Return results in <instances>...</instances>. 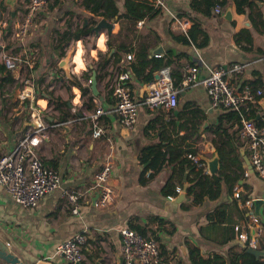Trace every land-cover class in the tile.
Masks as SVG:
<instances>
[{"label":"crops","instance_id":"1","mask_svg":"<svg viewBox=\"0 0 264 264\" xmlns=\"http://www.w3.org/2000/svg\"><path fill=\"white\" fill-rule=\"evenodd\" d=\"M165 1L167 9H162L154 18L143 19L140 25L124 18L116 22L110 21L113 24L111 33L107 34L106 29H101L95 37L92 27L102 17L91 13L83 0H60V4L54 10H49L47 5V8L34 18L22 46L19 42L13 43L9 40L4 45L3 50L6 54H11L17 48L26 52L36 50L35 55H26L33 67L36 87L49 78L50 81L47 82L49 88H55L53 94L66 101V106L52 109L50 115L49 113L42 115L51 127L47 138L38 148L41 159L60 174V187L44 196L36 207L25 208L15 202L4 187L0 186V232L9 236L15 252L28 264H67L65 257L57 252V247L77 233H84L86 236V243L83 246L84 258L79 264H96L97 260L99 264H122L120 230L128 227L130 223L139 224L146 228L148 233L153 232L159 237L158 242L163 248L162 259L165 264H190L187 258L189 247H197L206 254L226 253L230 247L240 252L246 246L238 239V231L235 227L236 235L231 236L232 223L242 225L246 219L239 216L235 207L233 211L231 210V219L228 222L215 224L207 218L209 211L222 202H229L227 200L229 196L225 191H222L221 198L215 201L206 200L200 205L189 206L190 199L185 195V190L183 191L184 185H187L185 179L183 185L177 188V195L167 196L162 192V188L171 167L165 163L161 169L155 170L147 167L148 162L142 163L139 160V153L145 145L160 141L158 131L145 135L144 128L147 123L156 117L168 120L166 108L151 109L142 103L155 78L142 82L135 78L130 69H126L130 78L131 87H129L137 101L136 121L130 127H123L118 121L114 109L112 80L121 73L119 68L129 64L117 65L120 61L119 51H122L119 43L122 40L128 47L144 42L150 46L151 56L172 58V67L171 65L169 67L176 77L187 74L189 66L199 64L196 81L180 87L178 104L173 109L177 111L176 114L174 113L177 115L185 104L190 103L202 111L205 118L200 126L199 135L191 141V148L198 156L212 157L216 149L208 127L217 122L219 116L228 110L210 104L202 85L209 68H222L237 90L242 85L258 79L257 89H261L262 94L257 96L256 103L250 105L249 102L244 103V116L264 124V0H248L249 4L241 13L237 11L235 0H228L221 6L220 13H215L213 8L208 15L193 10L190 0ZM116 3L122 9L123 0H116ZM6 6L10 11V7L7 4ZM228 7L231 8V17L225 13ZM22 13L21 2L17 0L14 18L11 17L12 22H17ZM172 15L189 20L188 29L192 24L198 23L203 32L197 34L193 43L181 42L177 37L181 36L182 32L173 22ZM10 22L11 20L9 24ZM9 24L3 31L5 39L11 28ZM65 26H69L71 32L91 26V32L85 37L95 39L100 57L110 58L100 72L101 76L96 77L97 95H94L90 89L95 106L99 105L105 111L100 122L103 134L99 138L92 136L90 113L94 109L88 110L85 107L86 100L82 99L79 88L71 86V100L66 97L65 88L69 85L70 78H67L57 67L58 57L55 50L58 43L56 31ZM101 34L104 35L103 48L96 44ZM204 36H206V44L199 47L198 43ZM81 41L82 39H71L65 45L66 51L75 43V52ZM111 48L115 51L109 55ZM157 48H161L162 53L159 55L153 53ZM131 54L132 59L129 62L135 59L134 54ZM234 63L243 66L242 73L235 74L231 71ZM73 67L70 76L72 73H78ZM88 68L91 67L88 65ZM45 69L48 71L46 72ZM92 72L90 71V77ZM40 73L44 75L42 82H39ZM156 73L157 71L154 75ZM90 77L89 79L86 76L79 77V79L82 83L83 80L90 82ZM101 79L104 83L100 82ZM57 83L64 85L65 88L56 86ZM39 90V87L35 88V97L41 104L40 101L43 102L49 97L45 98L42 95L45 92H41L40 97ZM10 101L15 104V92L10 97L8 93H4L3 99L0 97V154L12 150L17 139L31 123L28 114L17 109L16 104L8 107ZM8 110L12 111L11 116L7 114ZM176 122L179 124L180 120L176 119ZM227 124L231 125L230 122ZM236 129V125L230 128V130ZM183 132L180 131V134ZM235 137L243 143L244 146L240 149H243L248 156L246 141L238 132ZM107 160L112 164L109 184L113 189V198L106 206L99 207L94 204L98 191L87 188L91 185L93 175ZM243 167L248 171L247 175L244 174V179L251 187V199L262 201L258 213H255L254 203L249 210L263 216L264 175L256 173L253 169L249 170L244 160ZM144 168L146 170L140 178ZM65 187L87 190V197L81 201L77 214L71 212L66 201L61 197V190ZM181 196L183 198H180ZM183 205L188 207L185 208ZM243 209L247 216L248 208ZM225 210L228 212L229 209ZM240 230L245 228L240 226ZM258 239L259 244L254 249L260 251L259 256L264 260V231Z\"/></svg>","mask_w":264,"mask_h":264},{"label":"built area","instance_id":"2","mask_svg":"<svg viewBox=\"0 0 264 264\" xmlns=\"http://www.w3.org/2000/svg\"><path fill=\"white\" fill-rule=\"evenodd\" d=\"M23 13L17 22H12L9 8L4 0H0V62L12 72L15 84V100L25 103L23 108L30 112V124L24 133L17 139L15 146L10 151L0 154V186L8 192L11 198L25 208H34L38 202L48 193L60 187V174L58 171L46 165L40 157L39 146L47 138L51 124L46 123L37 107L38 100L35 97L36 82L34 81L33 67L28 62L27 56L36 53V50L23 49L13 54H6L4 45L10 42H22L29 33L35 17L39 12L47 8L49 0H20ZM154 6L167 9L165 0H152ZM215 13L221 12V5L214 7ZM9 20H11L9 24ZM172 20L180 28L182 34L187 35L190 25L189 20L172 15ZM142 21H138V25ZM11 25L6 39L3 31L7 25ZM27 55V56H26ZM127 58L132 59L128 53ZM199 64L189 66L187 74L182 79V87L188 86L197 79ZM243 66L234 63L231 71L235 74L242 73ZM157 78L153 79L150 88L146 92L142 103L148 108L164 107L173 109L178 104L179 89L173 85L170 67L163 66L157 70ZM129 74L118 73L112 80V95L115 99L114 109L118 121L123 127L132 126L137 117V101L127 84ZM211 106L226 110H235L240 116V128L238 134L246 141L249 150L250 165L256 173L264 175V124L257 125L254 120L244 116V103H256L257 96L262 94L261 89L253 90L249 86L237 90L230 82L222 68H209L208 75L202 80ZM43 107V106H42ZM105 113L104 108L95 106L90 113L92 124V136L99 138L103 134L101 117ZM195 163L197 169L203 174H210L206 163L196 154H188ZM110 160L93 175L91 185L87 190H97L98 196L94 202L96 206H106L113 198V189L109 184L112 173ZM248 174V171H245ZM87 190L77 187H65L61 190V197L66 201L72 213L77 214L81 201L87 196ZM240 189L234 191L238 197ZM253 200L247 199L241 207L248 208V215L242 225H236L237 237L250 248H256L259 244L258 236L264 231V215H257L250 211ZM240 226L245 230H240ZM121 235L122 264H159L162 260L160 244L153 237H145L140 233L123 227ZM86 243L84 233H77L69 239L61 242L57 252L61 253L67 262L74 263L84 258L83 246ZM264 258V254H263Z\"/></svg>","mask_w":264,"mask_h":264},{"label":"trees","instance_id":"3","mask_svg":"<svg viewBox=\"0 0 264 264\" xmlns=\"http://www.w3.org/2000/svg\"><path fill=\"white\" fill-rule=\"evenodd\" d=\"M83 2L91 13L107 21L115 22L124 18L132 23H137L143 19L154 18L162 11L160 7L154 6L152 0H123L122 9L117 6L116 0H83ZM226 2H228V0H190V6L193 10H198L204 15H208L217 4L222 6ZM235 2L237 11L240 13L244 12L245 7L249 4L248 0H235ZM58 4H60V0H49V10H54ZM93 22L96 23L95 21ZM56 32L58 41L55 47L56 57L60 59L67 52L65 45L68 44L71 39H83L86 34L91 32V26L77 29L74 32L70 31L69 26H65L63 29H57ZM200 32H203L200 25L194 23L187 30V35L182 34L177 38L185 44H190L196 40V36ZM107 44L109 45V43ZM205 44L206 36L198 43V46L202 47ZM119 48L124 52L133 53L135 56V59L129 62L128 66L119 68V71L126 72V69H130L135 78L142 82L151 81L155 71L163 66L172 64V58L170 57L166 56L167 58L165 59L164 56H151L150 46L144 42L128 47L125 41L122 40L119 43ZM100 58L102 59H99L100 61H98L95 69L89 68L90 71H95L96 77L101 76L100 72L110 61V58H106V56H101ZM40 67H42V65H40ZM42 74L43 73H40L39 82L44 80V75ZM103 74H105V72H103ZM170 74L173 79V85L180 89L182 86V79L185 75L176 77V74L172 71H170ZM82 76L83 78L86 76L89 79L88 70L84 71ZM129 79L127 80V84L130 86ZM13 82L14 78L12 72L5 67L4 63L0 62V97L2 99L5 93L2 89H4L6 85L13 84ZM68 83L69 85H66V88L70 90L71 86L78 87L82 99L86 97V101L84 102L85 107L88 110H93L95 104L90 91V85H84L79 77L73 73ZM257 83H259L258 79L242 85L239 90L246 86L256 90L259 86ZM38 92L47 93L49 95L47 101L53 104V107L61 108L66 106V101L59 96H55L52 91H49L47 84L45 88L40 89ZM250 104L254 103H249V105ZM10 106H15V104L13 103ZM166 115H168V120L156 117L147 123L144 128L145 135H149L153 131H158L160 141L145 145L139 153V160L142 163L148 162L147 167L159 170L165 163L171 167V171L163 185L162 192L167 196H175L178 194L177 188L182 186L186 181L185 195L190 199L188 203L189 206H194L200 205L206 200L215 201L221 198L222 191H225L229 196L227 199L229 202L225 201L220 203L207 213V218L215 224L228 222L231 219L230 215L234 207L241 218H246L247 216L245 215L244 209L241 208V204L247 199H251V187L244 179L246 169L243 167V159L240 152V148L244 145L235 139L236 133L241 125L238 112L235 110L225 111L219 116L217 122L212 123L208 127V130L212 133V142L220 158V168L214 174H203L201 169H197L195 163L188 157V154L193 153L191 141L199 135L200 126L205 118L202 111L196 107V105L187 103L177 115L174 114V109H167ZM245 118L249 119L247 116H245ZM176 119L180 120L179 124H177ZM227 122H230L231 125L228 126ZM255 123L257 125H262L256 121ZM234 125L237 126V129L230 130L231 126ZM182 130L184 132L180 134ZM145 170L144 168L140 178ZM239 188H242V190L238 192V197H235L234 191ZM183 207L186 208L188 206L183 205ZM227 208L229 209L228 212L225 210ZM235 226L236 223H232V237L236 235L234 231ZM128 227L145 237H153L157 241L159 240L158 236L153 232L148 233L147 229L139 224L130 223ZM248 249V247L244 246L242 250L238 252L235 251L233 247H230L226 253L211 252L203 254L197 247H189L187 250V258L190 264H264V260L261 256L257 257ZM160 251L162 257L164 252L161 245ZM67 264L73 263L68 262ZM159 264H165L164 259H162Z\"/></svg>","mask_w":264,"mask_h":264},{"label":"water","instance_id":"4","mask_svg":"<svg viewBox=\"0 0 264 264\" xmlns=\"http://www.w3.org/2000/svg\"><path fill=\"white\" fill-rule=\"evenodd\" d=\"M4 1H5V4H7L10 7V15L12 18H14L15 6H16L17 0H4ZM225 13L231 17L232 16L231 8L228 7ZM112 26H113L112 22L107 21L104 18H101L92 27V31L95 34V37L99 34V31L101 29H106L107 34H110L112 31ZM114 51L115 49L111 48L109 51V55H111V53H113ZM73 52H74V48L71 47L70 50L67 51L66 54L62 58L58 59L57 61V67L65 73V76L67 78H70V72H71L70 63L72 60ZM153 53L155 55H159L160 53H162L161 48L155 49ZM119 55H120V61L119 63H117L118 66H124L129 63V59L127 58V53H125L124 51H119ZM154 78H157V74L154 75ZM96 83H97L96 73L95 71H93L90 77V89L92 90V93L94 95H97ZM42 95L45 98L49 97V95L46 93H42ZM174 113L176 114L177 111L174 110ZM47 116L48 115H46V117ZM64 127L66 128V125H64ZM240 152L242 154V158L245 162V165L247 166L249 170H251L252 167L250 165V161H249L247 154L244 153L243 149H240ZM199 157L206 163L207 169L210 174H214L219 170L220 158H219V154L217 151H215L212 157L208 158L202 155H199ZM185 187L186 185H184L183 191L185 190ZM180 198H183V196H181ZM253 203H254L255 213H258V207L262 203V201L261 199H254ZM248 250L252 252L253 254H255L256 256L260 255V251L258 249L249 248ZM79 262L80 261H76L74 263L79 264ZM0 264H28L26 260L22 259L18 255V253L15 252L14 246L10 244L9 236L3 232H0ZM96 264H99L98 260L96 261Z\"/></svg>","mask_w":264,"mask_h":264},{"label":"rangeland","instance_id":"5","mask_svg":"<svg viewBox=\"0 0 264 264\" xmlns=\"http://www.w3.org/2000/svg\"><path fill=\"white\" fill-rule=\"evenodd\" d=\"M105 39H107V38H106V35H105ZM105 41H106V40H105ZM81 44H82V49H83V51L81 52V57L83 58V60H84V62H85V67H84L83 70H79L78 73H73V74H74V75H77L78 77L83 78L82 73H83L84 71H87V70H88V72H89L88 75H90V70H89V68H88V65H89L91 68H94V67L96 68V66H97V62L100 61V60H98V59H102V58H100V56H99L100 50H98V48H96V46H95V39H94V38H91V37H83V39H82V41H81ZM74 46H75V43H73L72 47L74 48ZM14 47H15V46H14ZM95 49H96V51H95ZM69 50H70V48L68 49V51H69ZM92 50H94L95 53H93ZM16 52H17V50H15V51L13 50L11 54L16 53ZM89 54H91V56H90ZM96 57H98V59H97ZM87 64H88V65H87ZM70 65H71V68H72V67H73L72 60H71ZM47 79H48V80H45L44 82H42V83H40V84L38 85L39 89L45 88L46 84L48 85V83H49L48 81H50V80H49V78H47ZM103 81H104V80L101 79L100 82L104 83ZM47 82H48V83H47ZM83 83H84L85 85H89V84H90L89 80H88V81H87V80H86V81L83 80ZM56 86L61 87V88H65L64 85H62V84H58V83L56 84ZM15 87H16V86H15V84L13 83V84H10V85H6V86L4 87V89H2V90H4L5 94L8 93V96L10 97V96L12 95V93L16 91ZM54 89H55L54 87L49 88V86H48V90H49V91H53V92H54ZM65 90H67V91H66V93H67V94H66L67 99L71 100V97H72L71 91H72V90H71V89L69 90V89H66V88H65ZM39 95H40V97H41V93H40ZM84 99H86V97H84ZM44 100H45V99H44ZM12 102H13V98H12ZM40 102H41V104H43V105L45 104L43 107L37 104V107L40 109V114H41V115L46 114V113H47V114L49 113V115H50V112L52 111V109H55V107L52 106L53 104H50V103L47 101V99H46L45 101H43V102H42V101H40ZM12 104H13V103H11V101H10L7 105H8V107H10V105H12ZM15 104H16V108H17V109H20L21 111L27 113L28 116L30 117V112L27 111V109L23 108V106H24L25 103H21L20 101L16 100V101H15ZM7 112H8L7 114H9L10 116L12 115V114H11L12 111L8 110ZM28 116L26 115V119H27V120H28ZM49 131H50V130H49ZM48 134H49V132H48Z\"/></svg>","mask_w":264,"mask_h":264},{"label":"bare ground","instance_id":"6","mask_svg":"<svg viewBox=\"0 0 264 264\" xmlns=\"http://www.w3.org/2000/svg\"><path fill=\"white\" fill-rule=\"evenodd\" d=\"M102 36L104 37L103 34L99 35L97 38V41H96L97 46L100 48L104 47V42H103V47H101V43H100V38ZM81 52H82V47H81V44L79 43L74 54H73V57H72V63L74 64V67H73L74 71H79L80 69L84 68V66H85L84 60L81 57ZM92 52L95 53L94 50H92ZM77 56H79V63L77 62Z\"/></svg>","mask_w":264,"mask_h":264},{"label":"clouds","instance_id":"7","mask_svg":"<svg viewBox=\"0 0 264 264\" xmlns=\"http://www.w3.org/2000/svg\"><path fill=\"white\" fill-rule=\"evenodd\" d=\"M104 37L100 38L101 47H103ZM77 62L79 63V56H77Z\"/></svg>","mask_w":264,"mask_h":264}]
</instances>
